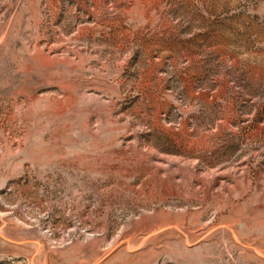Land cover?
I'll return each mask as SVG.
<instances>
[{"label":"rangeland","instance_id":"obj_1","mask_svg":"<svg viewBox=\"0 0 264 264\" xmlns=\"http://www.w3.org/2000/svg\"><path fill=\"white\" fill-rule=\"evenodd\" d=\"M0 264H264V0H0Z\"/></svg>","mask_w":264,"mask_h":264}]
</instances>
